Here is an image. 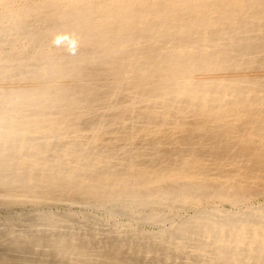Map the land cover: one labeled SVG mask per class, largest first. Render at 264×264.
I'll use <instances>...</instances> for the list:
<instances>
[{
	"label": "bare ground",
	"instance_id": "obj_1",
	"mask_svg": "<svg viewBox=\"0 0 264 264\" xmlns=\"http://www.w3.org/2000/svg\"><path fill=\"white\" fill-rule=\"evenodd\" d=\"M0 264H264V0H0Z\"/></svg>",
	"mask_w": 264,
	"mask_h": 264
}]
</instances>
